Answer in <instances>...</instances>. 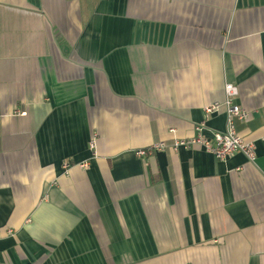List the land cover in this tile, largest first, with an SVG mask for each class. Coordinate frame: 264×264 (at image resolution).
Segmentation results:
<instances>
[{
  "label": "crops",
  "instance_id": "1",
  "mask_svg": "<svg viewBox=\"0 0 264 264\" xmlns=\"http://www.w3.org/2000/svg\"><path fill=\"white\" fill-rule=\"evenodd\" d=\"M0 264H264V0H0Z\"/></svg>",
  "mask_w": 264,
  "mask_h": 264
},
{
  "label": "built area",
  "instance_id": "2",
  "mask_svg": "<svg viewBox=\"0 0 264 264\" xmlns=\"http://www.w3.org/2000/svg\"><path fill=\"white\" fill-rule=\"evenodd\" d=\"M226 100L223 104L215 103L209 106L206 110L211 114L217 111L222 106L225 107L227 113V130L225 132H216L212 139H208L203 135L175 142L172 146L174 151L180 148L193 149L200 148L206 150L216 159L225 161L235 153L243 154L250 162L256 159V148L253 143L247 142L244 137L237 131V121L249 120L251 113L245 110L241 105L236 103V98L239 96V89L234 84H226L225 86ZM201 131V128H198ZM168 146L165 143H159L148 150H139L138 157L143 158L149 152H156L166 149ZM94 148V142L91 144V149Z\"/></svg>",
  "mask_w": 264,
  "mask_h": 264
}]
</instances>
